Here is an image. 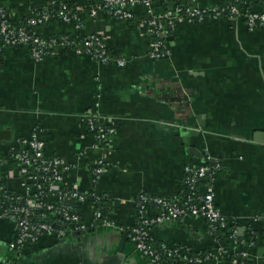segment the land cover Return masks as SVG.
Listing matches in <instances>:
<instances>
[{"label": "crops", "instance_id": "1", "mask_svg": "<svg viewBox=\"0 0 264 264\" xmlns=\"http://www.w3.org/2000/svg\"><path fill=\"white\" fill-rule=\"evenodd\" d=\"M52 1L0 3L13 22L25 24L34 10ZM227 1L197 0V5L207 9ZM248 1L261 8L260 0ZM69 2L84 7L81 29L53 18L38 25V33H101L112 55L124 57L126 65L61 49L35 61L28 47L7 46L0 69V178L22 189L9 151L19 138L35 133L45 140L48 156L72 165L65 184L92 187L114 225L82 232L68 227L62 239L46 236L16 252L9 247L15 223L0 219V264H151L130 240L135 200L142 192L179 195L185 166L205 161L206 153L223 165L214 180L216 205L238 221L229 223L224 237L237 227L249 262L264 264V25L251 30L243 20L226 16L200 22L181 18L167 40L169 55L150 59L143 5L127 21L103 11L90 15L85 0ZM174 3L153 0V7L162 13ZM87 111L117 127L104 145L86 128L82 116ZM99 160L105 171L92 185L89 167ZM93 212L92 201L81 207L89 224ZM207 229L204 218L186 217L156 224L151 234L157 243L206 250L212 245Z\"/></svg>", "mask_w": 264, "mask_h": 264}, {"label": "built area", "instance_id": "2", "mask_svg": "<svg viewBox=\"0 0 264 264\" xmlns=\"http://www.w3.org/2000/svg\"><path fill=\"white\" fill-rule=\"evenodd\" d=\"M85 1L86 4L93 2L90 15L103 11L112 18L127 21H132L137 7L143 5L146 12L143 25L151 37L147 51L150 59L169 55L167 40L181 18L188 22H200L207 18L226 16L243 20L251 30L264 25V0H260L261 8H255L248 0H228L207 9L199 7L197 0H183L162 13L154 10L153 0ZM83 8L77 6L73 9L69 0H55L40 10H34L24 24L13 22L0 3V69L3 66L2 53L7 46L28 47L35 61L61 49L101 63L125 66L126 59L112 55L101 33L45 37L36 30L38 25L53 18L75 23L81 29ZM82 118L86 128L95 134L101 145L110 141L117 131V127L106 125L97 112L87 111ZM45 148V140L35 133L30 137L19 138L10 148L9 155L16 162V176L24 181L23 187L12 189L0 178V219H10L15 223V237L9 247L16 252H23L26 247L36 245L46 236L62 239L68 234V227L82 232L97 224L114 225L102 208L99 194L92 187L81 189L77 185H66L65 174L72 165L59 156H48ZM206 158L211 162L185 166L184 190L181 194L165 198L142 192L135 200L137 217L130 240L151 264H219L225 256H233L239 264H251L248 251L240 248L237 227H233L230 234L224 237L223 230L229 223L238 221L230 219L217 207L214 180L223 165L207 153ZM2 162L0 155V166ZM89 170L94 176L93 185L105 171L104 161H97ZM88 201L94 204L90 224L84 221L81 213V207ZM186 217H202L206 220L207 232L212 239L209 251L196 250L193 253L195 249L186 244L155 241L151 234L154 225Z\"/></svg>", "mask_w": 264, "mask_h": 264}, {"label": "trees", "instance_id": "3", "mask_svg": "<svg viewBox=\"0 0 264 264\" xmlns=\"http://www.w3.org/2000/svg\"><path fill=\"white\" fill-rule=\"evenodd\" d=\"M56 1H59V0H56ZM168 1H170V0H168ZM176 1V3H174L175 5H177V4H179V3H181L183 0H175ZM70 3V5L73 7V9H76L77 8V5H73V3H71V2H69ZM93 2H91V3H88V4H86L85 5V10L89 13L90 12V5L92 4ZM172 34V33H171ZM205 161H207V162H211V160L210 159H207L206 158V156H205ZM91 176H90V182L91 183H94L93 182V180H94V176L92 175V174H90ZM182 193V192H181ZM180 193V194H181ZM101 205H102V208H103V210L105 211V206H104V202H102L101 201ZM151 207H154V205H151ZM136 217H137V212H136ZM205 252H207V251H209L208 249H206V250H204ZM192 252L193 253H195L196 252V250H192ZM233 261V260H235V258L233 257V256H225L223 259H222V261Z\"/></svg>", "mask_w": 264, "mask_h": 264}, {"label": "water", "instance_id": "4", "mask_svg": "<svg viewBox=\"0 0 264 264\" xmlns=\"http://www.w3.org/2000/svg\"><path fill=\"white\" fill-rule=\"evenodd\" d=\"M170 37H168L169 39ZM197 156L199 157H203V154L200 152V151H197L196 149L195 150H192Z\"/></svg>", "mask_w": 264, "mask_h": 264}]
</instances>
